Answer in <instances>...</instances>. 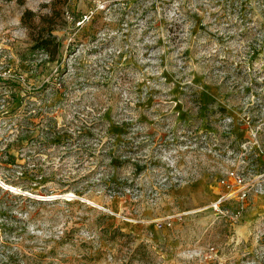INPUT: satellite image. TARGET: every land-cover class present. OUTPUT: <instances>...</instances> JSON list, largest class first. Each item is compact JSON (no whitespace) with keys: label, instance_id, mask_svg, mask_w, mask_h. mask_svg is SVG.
<instances>
[{"label":"rangeland","instance_id":"1","mask_svg":"<svg viewBox=\"0 0 264 264\" xmlns=\"http://www.w3.org/2000/svg\"><path fill=\"white\" fill-rule=\"evenodd\" d=\"M0 264H264V0H0Z\"/></svg>","mask_w":264,"mask_h":264},{"label":"trees","instance_id":"2","mask_svg":"<svg viewBox=\"0 0 264 264\" xmlns=\"http://www.w3.org/2000/svg\"><path fill=\"white\" fill-rule=\"evenodd\" d=\"M16 1H18L20 4H24L26 0H16ZM38 45H39L38 48L40 50L46 51L49 55H53V51L56 48V46H54V43L51 40H40Z\"/></svg>","mask_w":264,"mask_h":264},{"label":"built area","instance_id":"3","mask_svg":"<svg viewBox=\"0 0 264 264\" xmlns=\"http://www.w3.org/2000/svg\"><path fill=\"white\" fill-rule=\"evenodd\" d=\"M230 177L236 181L237 185L242 186L244 184V180H242L241 177L239 175H237L235 172L231 173ZM245 197H246V193H244L243 198H245Z\"/></svg>","mask_w":264,"mask_h":264}]
</instances>
